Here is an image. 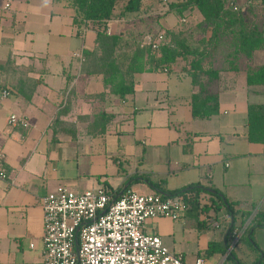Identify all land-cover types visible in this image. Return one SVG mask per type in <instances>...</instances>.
I'll return each mask as SVG.
<instances>
[{"label":"crops","instance_id":"obj_1","mask_svg":"<svg viewBox=\"0 0 264 264\" xmlns=\"http://www.w3.org/2000/svg\"><path fill=\"white\" fill-rule=\"evenodd\" d=\"M6 1L0 0V171L6 173L0 174V264H42L41 198L59 185L167 193L190 184L218 190L232 210L203 190L181 216L149 218L143 229L161 235L184 264L198 256L206 264H264V132L255 140L248 135L249 105L264 107V84H248L246 71L229 66L221 53L208 59L222 65L212 85L219 107L209 117L193 115L198 90L183 71L137 73L134 98L122 102L103 95L100 76L81 73L84 58L76 53L93 47L95 31L85 27L83 34L66 0H11L7 8ZM187 77L190 86L183 84ZM102 111L123 112L124 120L93 134L94 115ZM12 113L28 124L10 125ZM262 120L264 126V114Z\"/></svg>","mask_w":264,"mask_h":264},{"label":"trees","instance_id":"obj_2","mask_svg":"<svg viewBox=\"0 0 264 264\" xmlns=\"http://www.w3.org/2000/svg\"><path fill=\"white\" fill-rule=\"evenodd\" d=\"M66 1L74 9V23L95 31L93 47L84 50L80 71L102 78L103 95H115L124 102L134 98L137 73L183 71L191 77L193 88L198 90L192 96L193 115L209 117L218 111L219 91L214 92L212 85L220 79L222 65H215L208 59L221 53L229 60V66L246 71L248 84H264V0H170L168 10L159 15L172 11L183 14L197 8L200 19L192 30L166 28L170 42L162 44L156 51L150 45L142 44L144 29L108 32L119 0ZM158 1L127 0L118 17L146 8L152 10ZM263 114L261 104L249 105L248 135L252 140L263 137ZM120 120H124L123 112L95 114L94 122L99 125L93 134L105 133L110 125ZM186 190L209 191L232 210L233 202L218 190L200 184L162 193H184ZM193 200L196 201L197 197L194 196Z\"/></svg>","mask_w":264,"mask_h":264},{"label":"built area","instance_id":"obj_3","mask_svg":"<svg viewBox=\"0 0 264 264\" xmlns=\"http://www.w3.org/2000/svg\"><path fill=\"white\" fill-rule=\"evenodd\" d=\"M10 2L6 1V8ZM146 35L153 51L170 42L165 30ZM76 54L84 58L81 52ZM2 93L8 95L9 90ZM9 124L27 125L28 121L12 113ZM0 174L6 175L4 171ZM194 196L193 190L164 195L161 191L137 192L131 188L117 193L102 186L75 190L59 185L41 198L42 264H184L182 253H175L161 235L148 233L143 226L147 219L159 215L181 216ZM234 232L238 234L239 229ZM192 264L206 263L198 256Z\"/></svg>","mask_w":264,"mask_h":264},{"label":"rangeland","instance_id":"obj_4","mask_svg":"<svg viewBox=\"0 0 264 264\" xmlns=\"http://www.w3.org/2000/svg\"><path fill=\"white\" fill-rule=\"evenodd\" d=\"M169 1L170 0H159L158 4L154 5L152 10H148L149 8H146L138 12L127 13L123 17L121 16L118 17L120 10L124 6V4L127 2V0H119L114 10L115 16L110 21L111 24L108 28V32L110 33L113 31H121V30L133 32V31H139L140 29L141 30L144 29L145 32L143 34L142 44L148 45V39H147L146 34H149L152 32L155 33V32H158L159 30H165L166 28H169V27H173L176 29H183L184 31L192 30L191 28H193L196 22L200 19L199 10L196 8L194 10H187L183 14H177L176 12L172 11L171 14L168 13L169 15L168 14H165L162 16L159 15L168 10ZM161 20H163V22L165 23L162 24ZM166 37L168 36L166 35ZM199 38L200 36L197 35V39ZM184 80L186 81L183 84L185 86H188V85L190 86V78L187 77V79H184ZM170 88H171V91H173L172 89L173 87L171 86ZM171 101L176 102L177 100L174 97V98H171ZM134 189L137 192H142V190H140L138 187H134Z\"/></svg>","mask_w":264,"mask_h":264},{"label":"water","instance_id":"obj_5","mask_svg":"<svg viewBox=\"0 0 264 264\" xmlns=\"http://www.w3.org/2000/svg\"><path fill=\"white\" fill-rule=\"evenodd\" d=\"M158 190V189H157Z\"/></svg>","mask_w":264,"mask_h":264}]
</instances>
